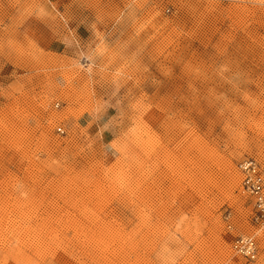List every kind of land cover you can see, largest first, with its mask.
I'll return each mask as SVG.
<instances>
[{
	"label": "rangeland",
	"instance_id": "rangeland-1",
	"mask_svg": "<svg viewBox=\"0 0 264 264\" xmlns=\"http://www.w3.org/2000/svg\"><path fill=\"white\" fill-rule=\"evenodd\" d=\"M244 160L264 0H0V264H264Z\"/></svg>",
	"mask_w": 264,
	"mask_h": 264
},
{
	"label": "built area",
	"instance_id": "built-area-1",
	"mask_svg": "<svg viewBox=\"0 0 264 264\" xmlns=\"http://www.w3.org/2000/svg\"><path fill=\"white\" fill-rule=\"evenodd\" d=\"M242 190L253 201L254 219L264 226V174L255 160H244L237 165ZM234 254L253 261L258 247L254 236L239 235L231 243Z\"/></svg>",
	"mask_w": 264,
	"mask_h": 264
},
{
	"label": "bare ground",
	"instance_id": "bare-ground-1",
	"mask_svg": "<svg viewBox=\"0 0 264 264\" xmlns=\"http://www.w3.org/2000/svg\"><path fill=\"white\" fill-rule=\"evenodd\" d=\"M238 169V168H237ZM239 171V170H238ZM233 252V251H232ZM234 253V252H233Z\"/></svg>",
	"mask_w": 264,
	"mask_h": 264
}]
</instances>
